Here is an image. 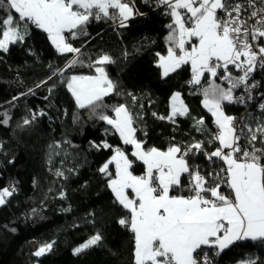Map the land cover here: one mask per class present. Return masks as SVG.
<instances>
[{
	"label": "snow or ice",
	"instance_id": "snow-or-ice-1",
	"mask_svg": "<svg viewBox=\"0 0 264 264\" xmlns=\"http://www.w3.org/2000/svg\"><path fill=\"white\" fill-rule=\"evenodd\" d=\"M156 5L164 6L165 14L171 17L167 25L170 29L166 37L167 55L156 53V66L162 70V77L189 63V84L200 86L205 74L210 77L207 87L202 88V103L214 118L217 130H208L203 118L194 124L198 133L209 137L207 140L188 146L172 142L166 150L146 148L144 142L136 138L137 117L125 104L113 107V115L106 114L104 99L118 87L106 70L108 65L117 62L108 53L87 65L94 68L95 74L67 76L66 87L77 109L87 110L90 119L97 118L110 125L124 144L133 146L132 156L145 165L143 175H133L130 170L133 160L121 148H112L106 141L92 145L98 150L114 152L98 171L107 178V187L115 201L130 213L118 223L134 234V264H213L210 253L204 251L205 246L214 256H220L242 241L264 246V121H257L255 128L249 124L237 125V118L225 111V104L243 105L255 99L253 90L260 82L249 81L257 68L264 69V0H244L243 3L156 0ZM248 9L252 10L245 17ZM0 12L4 13L0 15V50L3 52H8L10 45L25 41L26 25L31 22L47 33L58 54H74L63 68L53 70L48 79L36 87L47 84L53 77H60L63 82L66 72L77 65L84 66L82 49L74 47L65 33L70 34L71 40H77L88 35L86 29L93 19L110 20L119 28H126L130 19L146 15L135 9L134 0H0ZM193 39L197 43L189 49L186 44ZM130 58L131 54L125 51L123 59ZM230 66L242 74L234 76ZM217 79L226 82L227 87L218 84ZM239 89H243L242 94L235 95ZM52 91L49 88V92ZM28 94H32V89L21 96ZM128 95L136 102L135 95ZM259 108L264 110V103H260ZM170 109L167 117L158 118L175 123L177 117L189 112L179 92L171 96ZM29 113L17 128L29 127L38 117L46 115L42 109L29 110ZM0 117V125L9 124L11 117L7 111L0 113ZM79 119V115H74L73 122ZM257 143L261 147H257ZM206 145L216 146L208 151ZM49 147L59 148L60 143ZM200 156L213 165L222 162L223 167L218 172L202 174L200 166L190 164V160ZM51 160L50 156L49 163ZM112 164L115 165L114 175L109 171ZM56 175L63 176L64 172L57 169ZM185 176L188 178L186 187ZM224 186L229 190L227 194L221 191ZM177 189L189 194L172 195ZM15 192L14 185L0 188V206ZM64 195L60 193L61 198ZM32 213L36 214L37 210L33 209ZM103 239L102 233L96 231L73 249V255L101 246ZM55 243L40 245L33 255L45 256ZM238 264H260V261L250 256Z\"/></svg>",
	"mask_w": 264,
	"mask_h": 264
},
{
	"label": "trees",
	"instance_id": "trees-1",
	"mask_svg": "<svg viewBox=\"0 0 264 264\" xmlns=\"http://www.w3.org/2000/svg\"><path fill=\"white\" fill-rule=\"evenodd\" d=\"M134 5L146 15L130 19L126 28L113 27L110 20L93 19L86 29L87 36L77 40L67 36L74 47L82 49L84 66L77 65L66 72L63 82L60 77H53L47 84L36 87L53 70L63 68L74 54H58L47 34L35 25L27 23L25 41L15 44L8 52L0 50V113L7 111L11 117L8 125H0V188L10 185L16 188L15 194L0 206V264H134V234L118 223L130 213L115 201L107 187V178L98 171L114 152L98 150L92 145L106 141L112 148H121L133 160L131 169L136 174L144 173L143 163L132 156V146L124 144L110 125L97 118L90 119L87 110L77 109L66 87L67 76L95 74L94 68L87 65L101 54L108 53L117 61L106 70L118 85L115 93L105 97L107 108L103 111L113 115V107L125 104L137 117L136 138L146 148L165 150L172 142L188 146L205 140V135L194 127L200 118L211 129L214 118L202 105V88L207 87L209 75L202 77V85H191L188 83L191 68L186 64L168 77H162L161 69L156 66V53L167 54L166 37L170 31L167 25L171 17L141 0H134ZM125 51L132 57L127 61L123 59ZM230 70L239 72L231 66ZM216 82L227 87L220 79ZM49 88L53 89L51 93ZM29 89L32 94L21 96ZM174 92L181 94L189 109L175 123L158 118L169 115L170 96ZM128 93L137 97L136 102ZM13 97L19 99L13 101ZM41 109L45 116L38 117L29 127L17 128L30 115L29 110ZM243 109L238 104H225L228 115L234 116ZM74 115L80 117L76 123ZM257 121L264 120L245 116L244 124L254 128ZM14 132L20 133L23 140L13 138ZM57 142L59 148L49 147ZM215 146L206 145V148L212 151ZM257 147L261 145L257 143ZM190 164L200 166L202 174L219 171L204 156L190 160ZM57 169L64 175L57 176ZM109 171L115 174L113 165ZM187 179L185 176V187ZM221 191L227 194L229 190L223 187ZM61 192L64 198L60 197ZM171 194L189 193L177 189ZM68 208L71 210L64 211ZM33 209L37 210L36 214L32 213ZM96 231L104 237L102 245L73 255V249ZM52 241L56 243L50 253L42 257L33 255L31 242L42 245ZM250 256L258 257L260 264H264V246L252 241L239 242L225 252L223 264H238Z\"/></svg>",
	"mask_w": 264,
	"mask_h": 264
},
{
	"label": "built area",
	"instance_id": "built-area-1",
	"mask_svg": "<svg viewBox=\"0 0 264 264\" xmlns=\"http://www.w3.org/2000/svg\"><path fill=\"white\" fill-rule=\"evenodd\" d=\"M141 2L142 3H146L148 5H151V6H153L156 9H161L162 12L165 14L164 6H159L158 7L156 5V0H141ZM235 2L243 3L244 0H235ZM251 10L252 9H248L247 12L244 13L245 17H247V15L250 14ZM112 26L115 27V26H117V24H113L112 23ZM232 74L234 76H238V75H241L242 72L239 71L238 73H232ZM222 75H223V71H222ZM257 81L260 82V83L258 84L257 89L253 90V95H254L255 99L253 101H249V102H247L246 104H243V105L238 104L239 106L243 107L244 109L239 114L234 115V117L237 118V120H236L237 125L244 124L245 116H253V117L256 118V120H259V118H260V120H264V116L263 115L257 114L258 111H264V110L259 108V104L260 103H264V100L261 99V97H264V69L257 68L254 71L253 76L250 78L249 82L253 83V82H257ZM242 92H243V89H239V90L236 91L235 95H241ZM216 130H217L216 126L213 123L210 131L211 132H215ZM204 138H205V140H207L209 137L205 136ZM208 146L214 147L215 145H208ZM215 166H217V170L218 169L220 170L219 166L221 167V162L217 161L215 163ZM211 171L214 172V170H211ZM215 171H216V169H215ZM138 175H143V173H140ZM204 251L210 253V258L212 259L213 264H223V257H224V254H225V252L227 250L224 253H222L220 256L211 255V250H208L206 248L204 249ZM202 255H203V253H201V256Z\"/></svg>",
	"mask_w": 264,
	"mask_h": 264
},
{
	"label": "rangeland",
	"instance_id": "rangeland-1",
	"mask_svg": "<svg viewBox=\"0 0 264 264\" xmlns=\"http://www.w3.org/2000/svg\"><path fill=\"white\" fill-rule=\"evenodd\" d=\"M193 44V42H191L190 41V43L189 44H186V47H188L189 49H190V47H191V45ZM15 47V45H10V47H9V50H12L13 48ZM171 96H172V94H171ZM171 96H170V98H171ZM203 101V100H202ZM169 103H170V101H169ZM202 105H203V103H202ZM204 107V106H203ZM205 108V107H204ZM206 109V108H205ZM207 110V109H206ZM208 111V110H207ZM209 112V111H208ZM210 113V112H209ZM255 127H256V125H255ZM254 127V128H255ZM12 136H13V138H16L18 141H22L23 140V137H22V135H20V133H17V132H14V134H12ZM40 245H38V244H36L35 242H31V247H32V249L35 251L38 247H39Z\"/></svg>",
	"mask_w": 264,
	"mask_h": 264
},
{
	"label": "crops",
	"instance_id": "crops-1",
	"mask_svg": "<svg viewBox=\"0 0 264 264\" xmlns=\"http://www.w3.org/2000/svg\"><path fill=\"white\" fill-rule=\"evenodd\" d=\"M27 23H31V22H27ZM189 26H190V25H189ZM46 34H47V33H46ZM65 35H66V38H67L68 33H65ZM191 42H193V43H197V41H195V39L191 40ZM166 55H167V54H166ZM189 65H190V68H191V64H190V63H189ZM161 72H162V70H161ZM172 95H173V94H172ZM118 134H119V133H118ZM122 142H123V141H122ZM165 150H166V149H165ZM133 151H134V148H133V146H132V152H133ZM110 158H111V157H110ZM110 158H109V159H110ZM109 159H108V160H109ZM108 160H107V161H108ZM107 161H106V162H107ZM138 161H139V160H138ZM139 162H142V161H139ZM142 163H143V162H142ZM221 163H222V162H221ZM112 165L114 166V169H115V165H114V164H112ZM222 165H223V164H222ZM143 166H144V167H143V171H145V165L143 164ZM130 170L132 171V169H130ZM132 173H133V175H138V174L134 173L133 171H132ZM128 192H129L130 195H132V194H131V190H128ZM172 195H175V194H172ZM205 247H207V246H205ZM234 247H235V246H233V247H231V248H234ZM231 248H230V249H231Z\"/></svg>",
	"mask_w": 264,
	"mask_h": 264
},
{
	"label": "bare ground",
	"instance_id": "bare-ground-1",
	"mask_svg": "<svg viewBox=\"0 0 264 264\" xmlns=\"http://www.w3.org/2000/svg\"><path fill=\"white\" fill-rule=\"evenodd\" d=\"M136 17V16H135ZM70 34H68L67 36H69ZM227 186H224V188H226Z\"/></svg>",
	"mask_w": 264,
	"mask_h": 264
}]
</instances>
